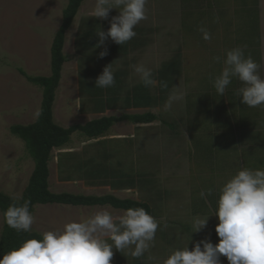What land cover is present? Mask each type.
Listing matches in <instances>:
<instances>
[{"label":"crops","instance_id":"0c3cea01","mask_svg":"<svg viewBox=\"0 0 264 264\" xmlns=\"http://www.w3.org/2000/svg\"><path fill=\"white\" fill-rule=\"evenodd\" d=\"M9 1L12 0H4L5 7H10ZM15 1L24 3L22 0H13L11 5L15 6ZM90 3L96 4V0L82 3L79 9L81 21L91 19L93 29L107 32L112 18L119 15V9L110 10L107 19H98L92 16V12L83 14L85 11L81 9ZM147 8L148 18L134 29L137 35L122 45L128 51L125 53L121 50L111 54L112 57L122 59L124 64L123 70L113 69L114 74L118 73L122 81L120 101L104 113H94L91 99L87 93L84 94L86 97L83 99L87 102L82 105L80 112L89 119L78 125L83 126L102 117L119 118L147 113L155 119L143 124L129 120L117 122L97 139H90L77 131L63 147L54 149L57 153L53 158L57 170L61 154H67L63 158V169L72 165L65 171V175L71 176V180L58 179V183L68 185L67 191L63 193L112 196L118 200L143 203L148 206L149 214L158 220L160 228L149 252L140 258H134L128 254L130 250L120 253L114 249L112 264H164L175 250H182L187 246L192 250L197 242L205 239L217 244L219 237L215 228L219 221L215 214L221 187L241 169L264 170V105L251 108L243 104L242 97L237 95L238 89L243 86L238 79H233L223 96L217 93L212 82L222 72L227 53L224 48L230 40L233 47H244L245 55H251L261 65L260 74L263 78L259 0H148ZM81 21L75 30L71 26V30L66 32L64 46L68 40L66 36L71 31H74L75 45L77 35L82 30L81 26L79 31ZM201 27L211 33L210 41L203 39V34L199 31ZM218 33L222 36L219 37ZM158 36L161 46L170 44L175 48L171 57L162 60L153 74L175 61V74L167 73V77L171 76L174 80L160 94L156 90V80L151 91L160 96L157 104L139 108L127 106L123 102L124 96L142 80L134 85L128 84L130 74L125 58H129L130 63L136 62L137 56L128 55L141 54ZM218 38L219 43L215 44ZM108 40L112 41L110 37ZM215 46L223 48V54L219 56L220 63L214 61L217 52L211 50L210 57L207 58L209 64H204V57L199 58L196 54L198 47L210 49ZM190 50L194 52L192 57L184 53ZM75 54L77 55L76 49ZM138 58L142 59L141 56ZM115 61H112V68H115ZM96 75L89 80L96 79ZM174 93L184 94V99L173 102L171 110H166ZM241 104L246 109L243 116L240 112ZM155 109L160 114H156ZM139 111L145 113L139 114ZM258 141L260 145L257 148L254 143ZM100 155L107 158H100ZM92 157L103 161L104 170L109 176L104 179L108 183L102 184L103 179H98L95 185H91L85 179L78 178V174L75 175L73 168ZM208 189H213L212 195L202 198L200 193L207 192ZM62 206L71 207L66 210L72 214L68 217V222H73L72 219L75 221L76 217L79 222L105 209L113 216L126 212L110 205ZM207 217V227L193 232L195 221ZM149 256L155 259H149ZM221 264H228L226 257H221Z\"/></svg>","mask_w":264,"mask_h":264},{"label":"clouds","instance_id":"9594fccd","mask_svg":"<svg viewBox=\"0 0 264 264\" xmlns=\"http://www.w3.org/2000/svg\"><path fill=\"white\" fill-rule=\"evenodd\" d=\"M147 3L148 0H96L92 12L95 18L107 19L110 10L119 9V15L112 18L108 31L97 32V47L104 45L109 37L118 45L131 41L137 35L135 27L148 18ZM199 31L203 39L211 40L208 29L201 27ZM107 54L105 49L100 57ZM213 59L217 63L221 61L219 56ZM223 64L221 74L212 81L217 93L223 96L235 78L243 85L237 91L243 104L251 108L264 105L261 65L251 55H245L244 47L228 50ZM111 65L98 76L96 87L115 86ZM133 67L145 87L156 84L151 69L143 64ZM160 87L167 89L168 82L161 81ZM183 99L184 94L174 93L166 110H171L173 102ZM36 115L39 118L42 110ZM212 193L213 189H208L200 195L203 198ZM30 204V200L16 197L5 212L7 225L17 232L30 233L36 222ZM215 215L219 221L215 228L219 237L217 244L205 239L197 242L192 250L188 246L175 250L164 264H221V257H226L228 264H264V170L244 168L230 178L220 189ZM208 218L197 219L193 232L206 228ZM159 228L158 220L143 208H129L120 216H113L105 209L79 222H68L61 230L45 231L42 239L25 240L18 248L3 255L0 264H112L114 249L120 253L130 250L129 255L140 258L154 246ZM149 259L155 257L149 256Z\"/></svg>","mask_w":264,"mask_h":264},{"label":"rangeland","instance_id":"374dc122","mask_svg":"<svg viewBox=\"0 0 264 264\" xmlns=\"http://www.w3.org/2000/svg\"><path fill=\"white\" fill-rule=\"evenodd\" d=\"M22 1L24 3H16L15 1V6L11 5L13 0L9 1L10 7H5L4 0H0V7H5L0 9V24H2L0 25V192L13 199L21 196L26 188L33 171L34 162L23 141L11 134L10 127L33 123L37 118L36 113L40 111L42 100V88L29 83L20 74V71L30 77H47L50 75L51 45L61 24L62 10L65 9L64 7L68 2V0ZM94 7L95 3H90L83 6L81 10L85 11L84 15H87L89 12H93ZM259 8L260 51L264 78V0H259ZM81 19L82 15L78 12L72 24L74 30ZM218 36L220 37L222 34L218 33ZM67 37L68 40L63 48V53L68 61L62 67L61 80L56 90L53 109L55 123L63 128L79 123L83 124L89 119L80 112V108L87 100L83 99L86 96L80 93L79 88L78 61L80 56L75 54L74 31H71L69 35L67 34L66 39ZM159 38L158 36L157 40L147 46L141 54L131 53L128 55L130 57L137 56L136 62L130 63L129 58H125L130 74L127 79L129 85H134L141 80L140 75L135 72L134 65L143 64L154 72L162 60L169 59L173 54L175 47L170 44L165 47L161 46ZM218 43L219 38L215 44ZM220 46L212 47L213 49L198 47L196 54L199 58L204 57V64H209L207 58L210 57L211 50L217 52L216 56L223 54V48ZM234 47L232 40H230L227 47L224 48V52ZM184 53L188 57L194 55L192 50ZM138 56H141L142 59L139 60ZM105 59L106 63L116 60L113 69L118 70L120 68L123 70L122 59L112 57L111 54ZM103 65L105 63H101V66ZM154 112L160 114L158 109H155ZM141 113H145V111H139V114ZM113 114L116 115V113ZM56 155L54 150L53 157L48 164L50 170L49 189L52 193H63L67 191L68 185L58 183L60 180L59 171L53 159ZM70 168L71 166L68 165L65 171ZM78 171L75 175L78 174ZM70 208L62 205L36 206L33 213L36 222L32 231L42 235L45 231L63 229V226L68 222V217L72 215L70 211H66ZM86 215L88 216L87 212ZM77 220L76 217L75 221ZM72 221L74 220L72 219ZM2 227L3 218L0 213V234Z\"/></svg>","mask_w":264,"mask_h":264},{"label":"trees","instance_id":"16d2710c","mask_svg":"<svg viewBox=\"0 0 264 264\" xmlns=\"http://www.w3.org/2000/svg\"><path fill=\"white\" fill-rule=\"evenodd\" d=\"M86 0H68V3L63 10L61 24L54 36L51 45V59L50 70L51 73L47 77L27 76L23 71L20 74L26 78V80L40 88H42V100L40 110L42 115L39 118L28 125H14L10 127V132L21 141H23L31 159L34 162L33 171L28 180V184L22 193L24 200H30V211L34 213L37 205H70V206H106L110 205L116 209L127 210L129 208H143L148 213L150 210L146 204L137 203L130 200H118L112 196L94 197V196H81L72 195L68 193H52L49 189V167L48 164L53 157L54 149H60L68 141L75 132H81L90 139H97L103 136L112 125L123 120H129L138 124L150 122L155 117L149 113L135 116H122L116 117H102L97 120L86 123L85 125H74L69 128H62L55 124L53 117V105L55 101L56 90L61 80V72L63 65L67 62V58L63 53L65 35L71 28L74 19L76 18L82 3ZM91 19L81 21L76 41L75 49L80 59L79 65V88L82 95L86 94L92 101L94 113H104L107 109H111L115 103L120 101L121 95L120 85L122 83L118 73L115 75V86L109 88H99L95 86L96 79L102 74V70L110 63H106V57L110 54H115L124 50L128 51L127 47L122 48V45L112 43L107 40L104 45L97 47L99 44V37L97 35L98 30L92 28ZM86 26V27H85ZM83 28L84 32H83ZM107 49L108 54L103 58L100 57V53ZM101 63L105 65L101 66ZM112 66V65H111ZM177 63L171 62L169 68L165 66L163 69L158 70L153 78L158 81L156 87L157 92L163 93L165 89L160 87L161 81H167L168 87L174 80L173 77H167L168 72L175 74ZM163 70H165L163 72ZM98 72V73H97ZM97 76L96 79L90 81L93 76ZM151 87H145L142 81L133 87L131 92L127 93L123 102L130 107H150L157 104L160 99L159 94H154ZM245 107L241 104L240 112L244 115ZM255 147L260 145L259 141ZM262 145V144H261ZM67 154H61L58 160V171L60 181H70L71 176L65 175L63 169V158ZM100 158H107L104 155H100ZM68 162V161H67ZM79 164V163H78ZM77 164V167L73 168V171H78V178L85 179L88 184L95 185L96 180L103 179L102 184L108 182L105 179L107 177L104 170V164L102 160H95V158H89L84 160L83 163ZM72 166V165H71ZM105 178V179H104ZM114 187V186H112ZM15 199L0 192V213L3 218V227L0 234V259L3 258L10 250L18 248L25 240L35 238L42 239V235L31 231L30 233L17 232L15 229L9 227L6 223L5 212L8 207L13 204ZM23 203V200L20 201Z\"/></svg>","mask_w":264,"mask_h":264}]
</instances>
